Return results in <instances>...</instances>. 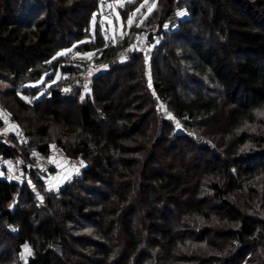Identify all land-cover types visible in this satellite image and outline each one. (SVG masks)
<instances>
[{"label": "trees", "instance_id": "trees-1", "mask_svg": "<svg viewBox=\"0 0 264 264\" xmlns=\"http://www.w3.org/2000/svg\"><path fill=\"white\" fill-rule=\"evenodd\" d=\"M99 1L0 0V73L9 72L17 82H29L18 72L15 59L28 72H33L32 82L39 80L45 69L48 72L54 68L63 73L67 71L71 78L52 86L41 102L35 103L53 107L68 101L65 91L68 83L76 73L82 78L87 64L77 70L63 68L61 60L51 63L50 60L63 48L72 46L75 38L79 41L88 37L90 20L97 12ZM209 2L214 8L212 19L216 28L228 25L229 16L221 0ZM257 5L248 2L243 8L256 14ZM43 13L44 19L36 22ZM243 20L245 32L228 38V48L223 50L186 36V49L193 55V71L221 89L224 104L246 110L235 122V129L246 120L253 121L251 108L264 107V40L252 37L249 31L254 27L248 24L246 17L243 16ZM80 48L105 51L97 60L102 69L94 80L92 95L77 103L73 123L84 131V140L65 150L71 159L81 158L89 165L81 178L84 184H69L57 197L47 194L43 208L39 210L44 215H40L31 208L12 211L8 205L15 199L18 184L0 177V242L5 246L0 252V264H22L14 259L26 244L34 251L26 264H63L66 260L68 264H74L76 260L71 258H76L78 250L73 252L68 245L70 239L79 242L80 238L69 237L67 225L81 215L97 226L94 240L97 249H91L93 255L90 256V261H96L95 264H232L246 251L254 250V245H263L264 230L260 231L263 229L260 227L264 222L245 215L228 198L225 184L205 176L202 179L198 173L197 176L177 161L176 154H166L168 157L164 160L167 162L161 161L151 168V159H145L148 154L154 157L160 146L172 140L178 143L175 148L171 145L173 151L186 148L179 145L183 135H174L158 107L160 102L169 100L168 108L179 120L188 117L208 123L217 119L223 103L212 102L203 94L182 100L181 83L175 78L164 79L160 65L164 58L158 59L159 54L149 65L144 56L137 53L130 61L121 62L118 47L107 48L101 38ZM235 51L240 54L236 60L233 59ZM147 65L156 70L151 87L145 75ZM105 66L108 68L103 69ZM120 73H125L128 79L124 87L119 82L111 87L97 81V78L108 79ZM188 80V77L184 78V81ZM34 91L31 87L27 92ZM77 96L79 100L80 93ZM15 99L21 102L18 96ZM19 104L34 107L23 102ZM74 126L70 125V130L73 131ZM103 126H108L106 133H103ZM28 135L33 142L29 147L20 139L21 142H16L19 147L15 149L0 143L1 158L12 164L24 160L33 162L30 151H35V147L40 153L48 152L46 143L37 144L32 135ZM259 142L262 151L244 154L241 160L234 157L246 143L244 137L238 138L230 156L224 159L215 156L227 174L232 192L241 191L249 181L256 183V178L262 177L264 134ZM194 145L198 150L212 152L207 144L188 146ZM135 154L140 157H126ZM185 154L192 158L189 150ZM54 172L53 168L51 173ZM32 173L38 176L37 169L34 168ZM28 197L27 203L34 201L29 193ZM161 198L165 204L158 203ZM171 217L178 221L172 223ZM234 221L238 222L237 226L233 225ZM13 225L19 227L15 235L8 232V227ZM221 239L223 242H218L216 248L213 242ZM53 244L63 246V255L53 254ZM76 244V249L81 247ZM79 254L77 264H82L84 256ZM256 263L262 264L259 260Z\"/></svg>", "mask_w": 264, "mask_h": 264}, {"label": "rangeland", "instance_id": "rangeland-1", "mask_svg": "<svg viewBox=\"0 0 264 264\" xmlns=\"http://www.w3.org/2000/svg\"><path fill=\"white\" fill-rule=\"evenodd\" d=\"M152 2L153 0H148V4L140 8V5L144 4V0H120V3H117V0L99 1V4H108L111 15L109 17L103 16L98 4L97 12L92 15L90 20L88 37L79 41L75 38L74 40L76 41L72 46L63 48L58 52L66 54L57 55V53L50 60V63L61 60L63 68L71 67L77 70L83 69L84 63L87 64V69L83 71L82 78L79 73H76L68 83L66 94L69 100L60 105L47 107L43 103L38 105L36 103L41 102L52 86L61 81L66 82L67 79H65L64 74L69 72L65 71L63 73L61 69L57 71L55 68L48 72L45 69L42 77L32 82L35 77L33 72H28L22 63L18 59H15L14 62L16 63L18 72L24 74L29 82H17L15 77L9 72L0 73V119L8 122V130L0 134V143L6 148H18L19 146L16 142H21L19 135H28L29 133L32 135L35 143H46L47 148H49L48 152L52 149L54 151L58 149L63 152V154L51 156L50 160L54 163L55 172L45 179L39 178L35 173L31 175L34 168L37 169L39 166L40 160L34 159L33 162L24 160V162L10 163V167H12L14 172L19 173L18 176H22V179L20 178L16 181L18 190L15 199L8 205L12 211L31 208L33 210L36 209V214L44 215L39 210L43 208L47 194H53V196L57 197L61 189L69 184L75 182L84 184L81 182V178L83 177L84 170L89 165L84 159L74 157L71 159L65 153V150L73 148V146L84 140V137H82L84 136V131L79 128L77 123H73L77 116V103L92 95L94 80L101 73L100 69H102L97 60L102 58L105 52L100 50L86 51L80 47L88 43H94L98 38H101L104 40L107 48L111 46L118 47V58L124 63L130 61L131 56L137 53L143 55L146 60L145 62L150 65L151 60L159 54L158 59L164 58L160 64L162 66L163 77L165 80L175 78L181 83L180 92H183V94L180 97L182 100L187 101L196 94H203L212 102L223 103L222 110L218 114L217 119L208 123L204 120L189 119L188 117L179 120L168 108L169 100L160 102L158 107L164 114L165 120L170 124L175 133L174 135H183V139L179 141V145L181 144L182 147L186 148H183L182 151L178 149L173 151V148L171 149L170 147L174 145L175 148L178 144L177 141L172 140L169 144L165 143L159 147L154 157L151 158L152 154H148L145 158L148 161L151 159L149 167H155L161 161L167 162L164 160L167 156L166 154L174 156L176 154L177 157L175 158H177V161H180L179 163L185 164L188 170L193 173L201 174L202 179H205V177L207 179H216L221 184H225L224 188L228 198L241 208L245 215L255 216V218L264 222V173H262L261 178H256V183L249 181L245 185L248 189L244 186L241 191L234 193L230 190L227 174H225L224 168L218 161L233 153V148L237 144L239 137H244L246 143L240 146L241 150L238 155H235V159L241 160L244 154L252 155L262 151V145L259 144V140L264 134V107L251 108V112L254 115L253 121L246 120L239 128L235 129V122L246 110L224 104L221 89L212 85L206 78L200 77L193 71V55L186 49L188 44L186 36L189 35L193 40L203 41L208 47H217L221 50L228 48V38L241 36L245 32L242 25L244 21L243 16L247 18L248 24L254 27L249 31L252 34L251 36L257 40H264V0H221L229 16L228 25H223L221 28H216L213 22L212 15L214 8L209 0H172V2L170 0H155L156 7L149 14L148 9L152 6ZM248 2L255 5L258 4L255 6L258 10L256 14L244 11L243 4ZM137 8H140L139 12H136ZM180 11L185 12L186 15H176ZM134 12L136 14L133 17V22L129 25L128 18ZM1 14L0 12V16ZM44 14L37 17L36 22L39 19L41 20ZM94 15L96 17L95 21H93ZM186 26H188L187 29ZM141 41L143 42L142 44H140ZM122 56L124 57L123 59ZM237 58H240V54L235 51L233 59L236 60ZM149 65L145 68V75L152 82L155 79L156 70L153 66ZM107 68L104 67L103 69ZM38 69L41 70V68ZM186 77L189 78L188 81H184ZM101 79L97 78V81L100 80L101 83L103 82L111 87H114L118 82L123 84L124 87L126 86L124 83L128 80L125 73L113 75V77H109L108 79ZM31 87L35 91L27 92ZM78 93H80L79 100ZM17 96L25 105L34 107L26 108L21 106L19 104L21 102L15 99ZM169 113L171 114V118H169ZM177 121L179 122V127L177 126ZM70 125H75L73 131L70 130ZM107 129L108 126H103V133H106ZM192 143L200 146L207 144L212 152L209 150L211 153H206V151L198 150L195 145L193 147L188 146ZM35 149V151H30L31 155L38 153V149L36 147ZM186 150L190 151L192 158H187L185 154ZM144 151L147 152V150ZM215 156H218L219 159ZM126 157L127 159H138L140 154L128 155ZM168 161L170 162L171 160L168 159ZM23 165H26L25 167L27 168H24ZM20 167L21 170H19ZM237 177H240V175H237ZM28 193L34 200L33 202L27 203V199L29 198ZM144 196L147 195L145 194ZM158 203L160 205L165 204V201L161 198ZM37 211L39 212L37 213ZM170 219L172 223L178 221L172 217ZM95 224L84 218L83 215L76 217L74 223H68L67 232L70 234L69 237L80 238L79 242H74L73 239H70V244L68 245L73 252L78 250V253H75L76 258H71L76 260L75 263L73 262L74 264H77L79 253L84 256L82 264L96 263V261H90L92 258L90 256L93 255L91 249H97L94 241L96 240L95 234L97 232ZM237 224V221L233 222V225L237 226ZM260 228H263L260 231L264 230V223ZM8 232L12 235L17 234L19 232L18 225L8 227ZM218 242H223V240L213 242L216 248L219 245ZM76 243L81 244H78L81 247L76 249ZM57 245H60L63 255V246L61 244ZM4 249L5 246L0 242V252ZM253 249L246 251V254L244 253V255L238 257L236 262L232 264H257V260L264 264V244L254 245ZM52 252L55 256H58L55 251ZM33 256L34 251L32 246L26 244L21 247V251L16 255L14 260L15 262L19 261L22 264H26ZM252 258H254V261H250ZM65 262L63 264H68V260Z\"/></svg>", "mask_w": 264, "mask_h": 264}, {"label": "built area", "instance_id": "built-area-1", "mask_svg": "<svg viewBox=\"0 0 264 264\" xmlns=\"http://www.w3.org/2000/svg\"><path fill=\"white\" fill-rule=\"evenodd\" d=\"M100 7V11L103 14V16L105 17H109L111 15L110 12V7L108 6V4H99ZM143 42L141 41L140 44H142ZM64 76L66 77L65 79L69 80L71 78L70 73H66L64 74ZM84 76H86L84 74ZM1 110V107H0ZM1 123H0V134L4 133L5 131L8 130V122L6 120L0 119ZM19 139L26 144V146H31L32 145V138L26 134H20L19 135ZM57 154H63L62 151L58 150V149H52L51 151L47 152V153H40L38 152L36 155L32 154V157L36 160H40L39 166L37 167V174L40 178H47L50 176L52 169L54 168V163L50 160L51 156H55ZM19 170H21V167L19 168ZM19 173L14 172V170L12 169V167H10V163L3 159L0 158V177L3 180H6L8 182L10 181H18V179H22V176H18Z\"/></svg>", "mask_w": 264, "mask_h": 264}, {"label": "snow or ice", "instance_id": "snow-or-ice-1", "mask_svg": "<svg viewBox=\"0 0 264 264\" xmlns=\"http://www.w3.org/2000/svg\"><path fill=\"white\" fill-rule=\"evenodd\" d=\"M117 3H120V0H117ZM146 4H148V0H144V4H141L140 5V8H143ZM122 6V5H121ZM156 7V3H155V0H153V2H152V6L151 7H149V9H148V12H149V14L153 11V9ZM140 8H137L136 9V12H139L140 11ZM135 12L134 13H132L130 16H129V18H128V24L129 25H131L132 24V22H133V17L135 16ZM176 15H178V16H184V15H186V13L185 12H183V11H180V12H177L176 13ZM146 18V17H145ZM95 19H96V17H95V15L93 16V21H95ZM137 26H139V25H137ZM165 27H167V25H165ZM64 54H66V53H58L57 55H64ZM89 55H91V54H89ZM124 57L122 56V59H123ZM105 67H107V66H105ZM149 87H151V81L149 80ZM65 91H68V89H65ZM82 99H83V97H81ZM25 99H27V98H25ZM169 118H171V114L169 113ZM177 126L179 127V122L177 121ZM33 155H36L35 153H33ZM25 247H27V246H25Z\"/></svg>", "mask_w": 264, "mask_h": 264}, {"label": "water", "instance_id": "water-1", "mask_svg": "<svg viewBox=\"0 0 264 264\" xmlns=\"http://www.w3.org/2000/svg\"><path fill=\"white\" fill-rule=\"evenodd\" d=\"M51 251H55L58 254V256L62 255L60 245L53 244Z\"/></svg>", "mask_w": 264, "mask_h": 264}, {"label": "bare ground", "instance_id": "bare-ground-1", "mask_svg": "<svg viewBox=\"0 0 264 264\" xmlns=\"http://www.w3.org/2000/svg\"><path fill=\"white\" fill-rule=\"evenodd\" d=\"M72 74V73H71Z\"/></svg>", "mask_w": 264, "mask_h": 264}]
</instances>
